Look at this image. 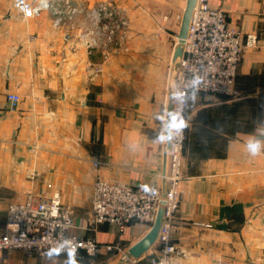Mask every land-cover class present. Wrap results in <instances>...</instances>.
Returning <instances> with one entry per match:
<instances>
[{
  "label": "crops",
  "instance_id": "crops-1",
  "mask_svg": "<svg viewBox=\"0 0 264 264\" xmlns=\"http://www.w3.org/2000/svg\"><path fill=\"white\" fill-rule=\"evenodd\" d=\"M100 1L82 0L88 8ZM112 1L127 9L132 32L129 52L106 59L104 49L88 52L73 31L53 26L50 12L26 20L0 0V231L11 203L30 191L58 193L74 210V233L120 251L81 259L18 249L0 264H114L149 231L137 221L122 234L109 224L94 230V182L163 185L166 74L185 0ZM210 1L258 42L243 53L238 97L190 93L172 240L185 253L181 264H264V0ZM9 93L20 97L14 109ZM256 141L253 156L247 145Z\"/></svg>",
  "mask_w": 264,
  "mask_h": 264
},
{
  "label": "built area",
  "instance_id": "built-area-1",
  "mask_svg": "<svg viewBox=\"0 0 264 264\" xmlns=\"http://www.w3.org/2000/svg\"><path fill=\"white\" fill-rule=\"evenodd\" d=\"M12 1L26 20L50 10L55 27H59L66 18L73 21L78 15L76 13L80 12L90 23L74 35L88 52L104 49V58L112 49H121L122 41L116 36L123 31L126 34L129 25L124 12L110 9L105 4L76 7L64 15V11L59 9L61 4H55L60 0ZM257 42L256 34H244L230 26L225 12L212 6L210 0H196L187 37L182 43V54L172 62L167 75L170 147L161 173L163 185H132L100 178L94 182V230L99 224H109L122 234L134 221L146 224L150 229L159 209L163 211L156 242L151 247H154V252H145L137 258L124 256L129 264H181L179 256L185 253L173 242L172 232L180 204L179 184L183 178L190 93L197 91L206 99L218 95L238 97L236 75L243 53L249 47H257ZM101 71V65H98L93 72ZM7 99L11 109L20 102L19 95L15 93H9ZM178 121L186 125L182 131L174 126ZM94 164L98 166L100 163L96 161ZM73 227V209L62 202L58 193L45 196L30 191L25 200L8 206L5 227L0 231V260L7 262L9 254L17 249L38 256L60 251L70 258L81 259L95 256L102 249L120 251L119 243L102 245L94 236L77 235L72 231Z\"/></svg>",
  "mask_w": 264,
  "mask_h": 264
},
{
  "label": "rangeland",
  "instance_id": "rangeland-1",
  "mask_svg": "<svg viewBox=\"0 0 264 264\" xmlns=\"http://www.w3.org/2000/svg\"><path fill=\"white\" fill-rule=\"evenodd\" d=\"M61 2H55V4L56 3H59V4H61V7H59V9L60 10H62V11H64L63 12V14L64 15H67L71 10H73L74 8H80V7H86L84 4V2H82V0H69V3H67V0H60ZM165 2L164 3H159V4H164V5H166V0H164ZM11 3H12V5H13V1L11 0ZM54 4V5H55ZM99 5H101V4H105V5H107L110 9H116V10H118V11H120V12H127V9L125 8V6H122V3H116V2H114V1H112V0H104V1H100L99 3H98ZM97 4V5H98ZM177 4H178V1H176V2H171V5H173V6H177ZM185 6H186V0H185V3H184V5L181 7V6H179L178 7V9H180L179 10V16H180V19H179V21L180 20H182V18H181V16L183 15V11H184V8H185ZM13 7H14V5H13ZM15 8V7H14ZM170 9H171V11H172V9H173V7H170ZM78 10V9H77ZM50 12L51 13V15H52V24H53V26H54V15L52 14V12L50 11V10H44L43 12ZM42 12V13H43ZM41 13V14H42ZM76 14H78L75 18H74V20L72 21L71 19H69V18H66L64 21H63V23L59 26L60 28H65L66 29V31H73V33H75L76 31H83L84 30V26L85 25H87L86 23H90L89 21H85L84 19H83V16L81 15V13L79 12V13H76ZM125 16L128 18V28L125 30L126 31V34H124V31L123 32H119L118 34H117V36H116V39L117 40H120V41H122V46H121V49L120 50H117L116 52V54H118V53H121V52H129V46L127 45V41H129V39H130V34H131V32H132V28H131V26H130V18L128 17V15L127 14H125ZM36 18V17H35ZM166 18V17H165ZM33 19V18H32ZM28 20H30V19H28ZM180 24H181V22H180ZM123 35H126V37H122ZM75 38H76V43H78V44H81V42H80V40L78 39V37L75 35ZM175 39V41H177V45L179 44V42H178V38H177V35H176V37L174 38ZM112 51H115V50H111V51H109V53H111ZM109 56V55H108ZM108 58V57H107ZM106 58V59H107ZM172 64V63H171ZM171 64L169 65V67L171 66ZM168 71H169V69H168ZM166 75H168V72H167V74ZM168 77V76H167ZM168 92H169V86H168ZM93 198V197H92ZM72 208V207H71ZM93 210V209H92ZM6 214H7V211H6ZM73 214H74V210H73ZM18 250V249H17Z\"/></svg>",
  "mask_w": 264,
  "mask_h": 264
},
{
  "label": "water",
  "instance_id": "water-1",
  "mask_svg": "<svg viewBox=\"0 0 264 264\" xmlns=\"http://www.w3.org/2000/svg\"><path fill=\"white\" fill-rule=\"evenodd\" d=\"M195 4H196V0H186V6L183 11L180 29L177 34L179 44L176 46V49H175L174 60H176L177 57L181 56L182 54V43L187 37L189 23H190L191 15H192ZM168 107H169V114L167 115L165 119L166 128H167V143H166V148L164 150V156H166V152L168 151L170 147V136H169V131H168V127L170 123V105H168ZM165 164H166V161H165ZM162 216H163V211L160 208L158 211L156 220L154 224L152 225V227L149 229V231L139 241H137L134 245L129 247L127 251L129 256L137 258L141 256L142 254H144L145 252H147L152 247V245H154V243L156 242L157 235H158L159 227L161 225ZM114 264H128V261L124 258H121Z\"/></svg>",
  "mask_w": 264,
  "mask_h": 264
},
{
  "label": "clouds",
  "instance_id": "clouds-1",
  "mask_svg": "<svg viewBox=\"0 0 264 264\" xmlns=\"http://www.w3.org/2000/svg\"><path fill=\"white\" fill-rule=\"evenodd\" d=\"M179 125V130H183L184 127H186L185 124H183L182 122H177ZM247 148L250 152L251 155L255 156L259 154V149H260V142L256 141V142H249V144L247 145Z\"/></svg>",
  "mask_w": 264,
  "mask_h": 264
},
{
  "label": "snow or ice",
  "instance_id": "snow-or-ice-1",
  "mask_svg": "<svg viewBox=\"0 0 264 264\" xmlns=\"http://www.w3.org/2000/svg\"><path fill=\"white\" fill-rule=\"evenodd\" d=\"M175 127H179V125L177 124V125H174Z\"/></svg>",
  "mask_w": 264,
  "mask_h": 264
}]
</instances>
